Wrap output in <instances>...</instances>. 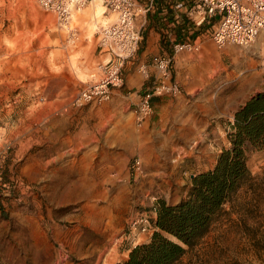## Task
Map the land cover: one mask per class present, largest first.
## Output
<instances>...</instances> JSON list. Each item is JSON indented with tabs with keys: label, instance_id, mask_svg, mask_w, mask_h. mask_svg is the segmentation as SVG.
I'll return each mask as SVG.
<instances>
[{
	"label": "rangeland",
	"instance_id": "374dc122",
	"mask_svg": "<svg viewBox=\"0 0 264 264\" xmlns=\"http://www.w3.org/2000/svg\"><path fill=\"white\" fill-rule=\"evenodd\" d=\"M108 15L96 0L65 25L38 0H0V264H118L151 238L157 203L186 198L194 176L214 167L236 111L264 92L263 30L248 47L211 41L193 55L203 87L165 97L142 128L115 91L103 104L76 105L100 77L92 68ZM85 124L107 146V165L95 155L91 167L79 163L67 150ZM248 166L251 179L175 264H264V151L252 150ZM142 213L148 232L131 228Z\"/></svg>",
	"mask_w": 264,
	"mask_h": 264
},
{
	"label": "built area",
	"instance_id": "2783aa9c",
	"mask_svg": "<svg viewBox=\"0 0 264 264\" xmlns=\"http://www.w3.org/2000/svg\"><path fill=\"white\" fill-rule=\"evenodd\" d=\"M41 7L57 15L62 24H70L73 14L96 0H38ZM113 21L99 31L98 46L111 54L110 59L102 65V74L91 83L86 84L74 99V104H103L112 99L114 91L125 82L124 68L128 60L136 57L143 39L142 29L137 19L140 14L152 9L154 0L141 7L138 0H101ZM174 6L183 12L186 20L194 27L211 25L208 37L218 49L231 45L250 46L264 30V0H176ZM71 29V28H70ZM74 33L72 32V35ZM172 54L156 55L152 64L158 72L154 85L132 106L135 123L138 128L150 120L155 107V97H178L182 95L180 84L173 77L175 54L182 51H199L200 45L193 41L178 42ZM147 74L148 65L139 66ZM132 171L137 178L143 172L140 157L134 159ZM152 227L150 218L145 213L132 221L131 228L148 232Z\"/></svg>",
	"mask_w": 264,
	"mask_h": 264
},
{
	"label": "trees",
	"instance_id": "16d2710c",
	"mask_svg": "<svg viewBox=\"0 0 264 264\" xmlns=\"http://www.w3.org/2000/svg\"><path fill=\"white\" fill-rule=\"evenodd\" d=\"M231 126V145L214 167L194 176L186 198L176 204L157 203L151 238L130 248L118 264H175L210 232L224 206L251 179L249 153L264 151V92L236 111Z\"/></svg>",
	"mask_w": 264,
	"mask_h": 264
},
{
	"label": "crops",
	"instance_id": "0c3cea01",
	"mask_svg": "<svg viewBox=\"0 0 264 264\" xmlns=\"http://www.w3.org/2000/svg\"><path fill=\"white\" fill-rule=\"evenodd\" d=\"M138 1L139 5L143 7L150 0ZM175 1L176 0H154L152 9L148 13L142 12L138 17L137 23L142 29L143 39L136 57L128 60L125 64V82L123 87L115 90L117 98L118 96L119 98H125L129 104H134L139 101L141 95L154 85L158 76V72L152 64L153 56L172 54L174 45L178 42L193 41L197 43V45H200V50L191 52L186 50L175 54L173 63V77L175 81L180 84L182 90L186 93L196 88L203 87L204 83L201 82V80H197V75L194 72L195 62L192 60V57L197 54V56H200L199 54L203 53L205 48L211 45L210 38H207L211 25L206 24L200 28L194 27L186 20L183 12L175 8ZM104 12L102 8L94 9L92 13V22H94L95 25L98 24V19L103 16ZM108 17V19H112V15H108ZM96 54L95 65H93L92 72L95 71L94 76L97 75L99 77L102 74V65L108 62L111 54L100 49L98 42L96 45ZM142 64L148 65L149 76L140 71L139 66ZM97 79L98 78H95L88 83L94 82ZM165 100V97H155L153 99L155 107L153 117L159 110L158 108L164 105ZM160 109L164 110V108ZM153 117L151 119H153ZM151 119L148 120L144 126L150 124ZM73 133L76 136L75 141L73 142L72 139L70 140L71 142L67 145V150L78 152L75 159H78L79 163L84 161L86 165L91 167V161H93L92 156L95 155L96 158H100V166L107 165V163L102 162L106 158L105 152L108 150L107 146L105 147L96 142H92L93 131L90 126L85 124L82 127L76 128ZM77 136H79V138ZM98 145H100V149L98 147L99 151H96V146Z\"/></svg>",
	"mask_w": 264,
	"mask_h": 264
}]
</instances>
